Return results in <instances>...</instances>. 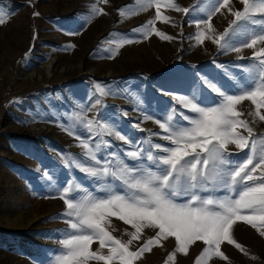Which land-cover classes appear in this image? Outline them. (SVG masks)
<instances>
[{"label": "rangeland", "instance_id": "obj_1", "mask_svg": "<svg viewBox=\"0 0 264 264\" xmlns=\"http://www.w3.org/2000/svg\"><path fill=\"white\" fill-rule=\"evenodd\" d=\"M217 7V0H160L162 15L156 19V0H0V9L8 17L0 25V233H5L0 234V264H55L56 256L63 254L58 250L63 248L61 241L67 238L64 230L69 225L67 217L59 215L66 210L59 189L65 181L73 179L94 195L106 198L107 193L98 190L99 182L93 183L95 178L85 179L84 174L62 162V157L85 151L77 136L92 143L100 139L81 128L79 119L81 106L91 107L98 98L94 87L98 82L109 94L99 97L104 106L93 108L88 117L110 124L133 144L139 141L140 147H147L144 141L150 134L153 143L170 145L161 138L165 133L155 123L163 115L174 114L175 110L195 116L182 108L176 96L194 98V94L203 92L202 84L217 82L226 94H243L233 90L238 85L252 90L247 83L251 74L245 70L264 59L254 56L264 48V42L258 41L252 48L242 45L256 35H264V17L253 16L262 23L238 22L248 23V31L232 36L236 29L228 8L233 12L243 10L242 0H231L219 12L215 11ZM209 18L212 29L203 23ZM157 29L165 35H159ZM226 30V40L239 51L222 49L215 42ZM201 31L205 35L198 42L196 34ZM52 60L55 64L48 76L45 67ZM237 109L243 113L240 119L247 120L259 138L264 133V121L249 115L255 112V105L246 99ZM260 111L264 113V109ZM110 116L115 120L108 119ZM145 116L152 118L145 120ZM35 125H43L49 132L30 130ZM181 126H188V122L181 121ZM240 131L247 135L246 129ZM104 139L121 155L133 150L114 136L105 133ZM257 147L259 151V143ZM229 150L237 154L238 162L249 151L238 153L235 146ZM125 163L134 166L135 162L126 159ZM108 182L112 183L111 178ZM119 185L116 181L114 191L123 194ZM228 194L221 188L215 196ZM110 221L107 227L113 235L125 242L131 238V225L117 217ZM157 232L145 228L130 250L136 251ZM262 232L264 226L257 224L254 228L237 221L231 234L242 249L225 241L221 251L227 259L212 256L202 264H264ZM22 238L31 247L29 255L16 247ZM90 247L104 255L110 251L108 247L100 249L98 240ZM176 247L174 237L161 239L133 264H195L206 244L194 242L188 254L176 251ZM174 251L176 256L169 261ZM88 264L105 262L93 259Z\"/></svg>", "mask_w": 264, "mask_h": 264}, {"label": "snow or ice", "instance_id": "obj_2", "mask_svg": "<svg viewBox=\"0 0 264 264\" xmlns=\"http://www.w3.org/2000/svg\"><path fill=\"white\" fill-rule=\"evenodd\" d=\"M230 2L231 0H217L219 7L215 11L219 12ZM242 3L243 10L233 12L231 7L228 8L234 16L232 26L236 29L232 36L237 31L241 35L248 31V23L238 22L262 23L253 20V16L264 17V0H242ZM171 6L186 14L189 12L188 8H179L175 4ZM161 15L160 0H156V19H160ZM7 18L0 9V25L6 23ZM203 23L208 29H212L210 18ZM157 33L165 35L158 29ZM204 35L203 31L196 34L198 42H201ZM228 35L226 30L215 42L222 49L239 51L240 48L233 49L232 43L226 40ZM258 41L264 42V35H256L242 47L252 48ZM127 42L130 41H125ZM254 56H264V48L254 53ZM245 71L251 74L247 83L251 84L252 90H245L239 85L233 89L243 94H226L217 82L202 84L203 92L199 96L194 94V98L176 96L174 99L180 102L182 108L195 113V116L184 115L183 111L175 113L173 110L174 114L163 115L155 121L165 133L161 138L170 142L168 146L153 143L150 138L153 134H150L144 141L147 147H140L139 141L133 144L110 124L103 123L96 117L89 118V111L98 105L104 106L99 97L109 94V90L99 82L94 86L98 98L91 107L81 106L79 119L81 128H86L92 136H99L100 139L92 143L91 140L77 136L85 151L62 157V162L70 170L75 168L84 174L85 179L95 178L93 183L99 182L98 190L107 195L106 198L96 196L73 179L64 182L59 190L66 210L59 215L67 217L69 228L64 230L67 238L61 241L63 248L58 250L63 254L56 256L55 264H88L93 259L104 261L105 264H114L116 261L119 264H133L135 259L144 252L151 251L161 239L169 237L175 238L176 251L184 254H188L189 247L196 241L206 244L195 264H202V261L212 256L227 259L221 251V245L225 241L242 249V245L232 237L233 225L237 221H245L254 228L257 224L264 226V133L259 138L254 136V130L248 121L240 119L243 113L238 111L237 105L246 99L250 100L256 110L249 115L264 121V113L260 111L264 109V59L259 60L258 64L250 65ZM212 79L216 80V77ZM213 93L216 95L213 96ZM213 104L215 106H205ZM176 116H179L178 120ZM151 118L144 117L145 120ZM108 119L115 120V117L110 116ZM181 121H187L188 126H181ZM135 127L139 129L140 126L137 124ZM241 128L246 129L247 135L240 131ZM66 130L75 131L68 128ZM105 133L124 141L133 150L119 154V149L113 148L104 139ZM230 146H235L238 153L249 150L239 158L242 162L237 161L236 153L230 152ZM126 159L135 162L134 166L126 164ZM109 178L112 183L108 182ZM48 179L51 180L52 177L48 176ZM116 181L124 189L123 194L114 191ZM221 188L227 189L229 194L216 197L215 193ZM73 192L82 195L73 196ZM233 193L235 198H232ZM181 199L183 202H178ZM111 217H117L132 226L134 231L129 234L131 238L128 241H122L109 231L107 225L110 224ZM145 228L158 229V232L136 251L130 250V245L140 239ZM73 232L78 234H72ZM97 240L100 249H110L109 254L91 250L90 246ZM176 251L169 255V261L175 258Z\"/></svg>", "mask_w": 264, "mask_h": 264}, {"label": "trees", "instance_id": "obj_3", "mask_svg": "<svg viewBox=\"0 0 264 264\" xmlns=\"http://www.w3.org/2000/svg\"><path fill=\"white\" fill-rule=\"evenodd\" d=\"M0 234H5L4 232L0 233ZM13 239V238H12ZM10 243V242H9ZM16 247H20L18 249H21V253L29 255L30 251H31V247L30 245H28V243L22 238V239H18L17 240V244ZM10 248H13V246H10ZM33 252V251H32ZM31 252V253H32Z\"/></svg>", "mask_w": 264, "mask_h": 264}, {"label": "bare ground", "instance_id": "obj_4", "mask_svg": "<svg viewBox=\"0 0 264 264\" xmlns=\"http://www.w3.org/2000/svg\"><path fill=\"white\" fill-rule=\"evenodd\" d=\"M54 60H52L46 67H45V72L47 73V75L49 76L52 71H53V66H54ZM128 106V105H127ZM130 108V107H129ZM43 125L37 126L38 128H40ZM45 127V126H44ZM47 128V127H46ZM48 129V128H47Z\"/></svg>", "mask_w": 264, "mask_h": 264}, {"label": "water", "instance_id": "obj_5", "mask_svg": "<svg viewBox=\"0 0 264 264\" xmlns=\"http://www.w3.org/2000/svg\"><path fill=\"white\" fill-rule=\"evenodd\" d=\"M122 106L124 107L126 105L125 104H122ZM30 130H36V131H39L40 130L44 134H46V133L49 132V129H47L46 127L41 126L40 128H38L37 125L30 127ZM53 141H55V139H53Z\"/></svg>", "mask_w": 264, "mask_h": 264}]
</instances>
